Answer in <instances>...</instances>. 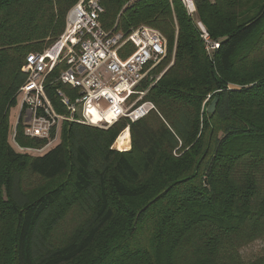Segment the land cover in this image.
<instances>
[{"label":"trees","instance_id":"trees-1","mask_svg":"<svg viewBox=\"0 0 264 264\" xmlns=\"http://www.w3.org/2000/svg\"><path fill=\"white\" fill-rule=\"evenodd\" d=\"M78 2L0 0V264H264V0H196L210 50L180 0H101L105 30L166 38L142 85L157 111L64 123L45 154L17 152L26 57L59 38ZM15 130L23 149L49 143L21 119Z\"/></svg>","mask_w":264,"mask_h":264},{"label":"built area","instance_id":"built-area-1","mask_svg":"<svg viewBox=\"0 0 264 264\" xmlns=\"http://www.w3.org/2000/svg\"><path fill=\"white\" fill-rule=\"evenodd\" d=\"M195 1L180 0L192 17L197 15ZM103 14L101 0H79L59 38L26 57L22 71L27 81L19 95L18 120L26 136L52 144L64 123L108 127L123 118L136 122L157 111L145 100L147 89L142 85L167 57L166 38L148 26L128 33L107 31ZM197 26L208 50L217 49L203 24Z\"/></svg>","mask_w":264,"mask_h":264},{"label":"rangeland","instance_id":"rangeland-1","mask_svg":"<svg viewBox=\"0 0 264 264\" xmlns=\"http://www.w3.org/2000/svg\"><path fill=\"white\" fill-rule=\"evenodd\" d=\"M195 20L197 22H200L198 18H196L195 16ZM196 22V23H197ZM162 75V74H161ZM159 78L156 79V81L158 80ZM148 82L150 81L151 82V77L149 78V80H147ZM147 93H148V89H147ZM21 97H18L17 99V106L15 108L12 109L11 111V122H12V125L14 126L12 128V133L13 135L11 134V139H10V142L12 144V146L14 147V149L17 151V152H23V153H29L30 155L32 156H40V155H43L45 154L47 151H49L51 148H53L54 146H56L57 144L60 143L61 141V131L58 132V134L56 135L54 141H52V144H48L44 149H41V150H31V149H23L21 147H19L15 141H14V138H15V133H16V126L18 124V120H19V117H20V111H21ZM211 103H209L208 105H210ZM130 146V145H129ZM128 146V147H129ZM116 149H117V144L116 146H114ZM126 147V148H128ZM37 185H38V189L39 188H48L50 186H52L53 184L51 182H39V180H37ZM36 186V185H35ZM71 221H73L71 218L68 219V223H70ZM261 243L260 242H257L255 244H253L252 246H250L249 248H246L244 251H243V255L244 257H251L255 252H258L261 248Z\"/></svg>","mask_w":264,"mask_h":264},{"label":"bare ground","instance_id":"bare-ground-1","mask_svg":"<svg viewBox=\"0 0 264 264\" xmlns=\"http://www.w3.org/2000/svg\"><path fill=\"white\" fill-rule=\"evenodd\" d=\"M130 140V133L129 130H125L117 140V148L122 150L128 144Z\"/></svg>","mask_w":264,"mask_h":264},{"label":"water","instance_id":"water-1","mask_svg":"<svg viewBox=\"0 0 264 264\" xmlns=\"http://www.w3.org/2000/svg\"><path fill=\"white\" fill-rule=\"evenodd\" d=\"M218 101H219V99H218V97H216V98L211 102V104L208 106V108H207V112H208L209 114H214V113H215V111H216V107H217V104H218Z\"/></svg>","mask_w":264,"mask_h":264}]
</instances>
